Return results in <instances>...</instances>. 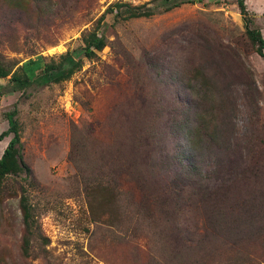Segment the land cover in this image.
<instances>
[{"label":"rangeland","instance_id":"obj_1","mask_svg":"<svg viewBox=\"0 0 264 264\" xmlns=\"http://www.w3.org/2000/svg\"><path fill=\"white\" fill-rule=\"evenodd\" d=\"M164 1L0 0V57L19 65L67 52L75 63L118 3L155 10L106 14L107 46L81 57L71 80L14 90L0 79V135L16 112L32 170L0 197V264H264V58L237 0L170 11ZM246 5L264 37V0ZM196 71L215 77L226 106L191 182L183 148ZM22 188L37 225L30 259Z\"/></svg>","mask_w":264,"mask_h":264},{"label":"trees","instance_id":"obj_2","mask_svg":"<svg viewBox=\"0 0 264 264\" xmlns=\"http://www.w3.org/2000/svg\"><path fill=\"white\" fill-rule=\"evenodd\" d=\"M240 13L245 22L246 35L256 49V53L264 58V37L261 31L252 29L249 20V11L246 5V0H237ZM165 10L170 11L179 8L184 4L194 3L191 0H165ZM116 8V17L130 19H138L144 17H151L155 14L152 8L132 7L129 4H116L109 8L106 14H114ZM105 15H103L96 24L93 31L89 32L83 37L84 46L81 48V57L93 60L97 54L107 46L106 37L100 36L99 33L104 26ZM71 53L67 52L62 55L59 62L52 61L51 63L45 62V57L38 56L35 59H29L20 63H11L5 61L0 57V79H7L10 77V87L14 90H24L31 87L34 83L45 84L52 80L53 83L60 84L65 81L71 80L76 72L82 68L81 57L75 62H69ZM192 80L195 82L193 91L191 90L192 97V110L194 116L192 123L187 130V139L183 148L185 159L188 162V177L191 182L194 172L198 171L197 158L199 154L205 151H210L211 147L218 144L220 140L214 141L213 131L216 128L215 113L220 109L222 112L225 108V101L219 90V82L215 77L209 76L207 73L196 71L192 73ZM192 86V85H191ZM16 112L8 114L10 129L0 135V142H2L10 134L14 137L9 142L0 159V197L6 191L7 180L10 177L21 178L26 174V178L32 177L31 168L25 163L22 153V140L17 120H14ZM213 134V135H212ZM206 136L208 138H206ZM206 139H205V138ZM223 141V140H222ZM219 145L226 146V141ZM23 189V195L20 200L21 210L23 212L24 223L26 227V235L23 238L22 252L26 259L33 256V240L35 239V231L37 229L36 219L33 213V208L30 205L29 198L26 196V190ZM218 194H215V196ZM47 241V239H45ZM47 253V252H45Z\"/></svg>","mask_w":264,"mask_h":264}]
</instances>
